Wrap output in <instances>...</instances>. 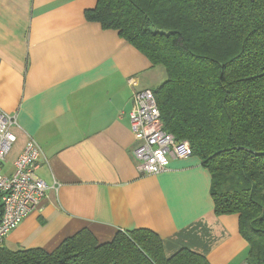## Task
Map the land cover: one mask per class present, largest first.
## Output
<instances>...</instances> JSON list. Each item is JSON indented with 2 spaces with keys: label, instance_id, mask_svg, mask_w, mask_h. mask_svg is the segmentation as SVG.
<instances>
[{
  "label": "crops",
  "instance_id": "1",
  "mask_svg": "<svg viewBox=\"0 0 264 264\" xmlns=\"http://www.w3.org/2000/svg\"><path fill=\"white\" fill-rule=\"evenodd\" d=\"M96 2L0 0V110L18 118L12 169L3 170L34 138L43 150L36 172L49 185L4 246L52 252L83 228L102 243L144 227L162 237L166 256L186 248L210 264H249L240 216L216 213L198 155L172 157L157 174L138 171L133 92L156 88L165 72L88 18Z\"/></svg>",
  "mask_w": 264,
  "mask_h": 264
},
{
  "label": "trees",
  "instance_id": "2",
  "mask_svg": "<svg viewBox=\"0 0 264 264\" xmlns=\"http://www.w3.org/2000/svg\"><path fill=\"white\" fill-rule=\"evenodd\" d=\"M86 13L164 68L152 89L164 128L191 144L216 213L239 214L249 264H264V0H97ZM0 264L210 262L186 248L166 256L162 237L142 227L102 243L83 228L52 252L3 246Z\"/></svg>",
  "mask_w": 264,
  "mask_h": 264
},
{
  "label": "built area",
  "instance_id": "3",
  "mask_svg": "<svg viewBox=\"0 0 264 264\" xmlns=\"http://www.w3.org/2000/svg\"><path fill=\"white\" fill-rule=\"evenodd\" d=\"M18 124L17 114L0 110V248L7 234L17 227L46 197L48 183L36 169L43 154L40 144L29 138L14 161L11 172L3 165L16 141L12 127ZM130 124L138 144L135 148L137 169L141 174H157L168 170L171 158H187L193 154L191 144L178 140L164 128L161 111L150 88L133 92Z\"/></svg>",
  "mask_w": 264,
  "mask_h": 264
},
{
  "label": "rangeland",
  "instance_id": "4",
  "mask_svg": "<svg viewBox=\"0 0 264 264\" xmlns=\"http://www.w3.org/2000/svg\"><path fill=\"white\" fill-rule=\"evenodd\" d=\"M13 160H14V156H13V152H11L8 155V158H7V161H6V164H5V171H8V170L10 171L12 169V162H13Z\"/></svg>",
  "mask_w": 264,
  "mask_h": 264
}]
</instances>
